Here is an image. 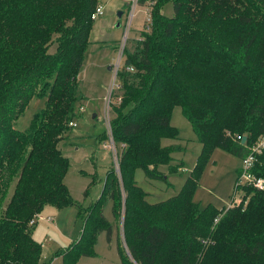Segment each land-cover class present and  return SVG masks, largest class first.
<instances>
[{
	"label": "trees",
	"instance_id": "obj_1",
	"mask_svg": "<svg viewBox=\"0 0 264 264\" xmlns=\"http://www.w3.org/2000/svg\"><path fill=\"white\" fill-rule=\"evenodd\" d=\"M139 2L150 22L147 29L144 21L134 48H124L120 100L111 109L120 181L109 168L100 196L84 209L76 205L79 236L57 255L62 264L94 256L97 237L111 230L103 209L111 202L117 216L121 190L125 250L118 246V264H264V189L239 186V203L222 209L193 201L213 149L240 159L264 134V0ZM166 3L172 4L171 17L162 13ZM96 5L97 0H0V264H47L28 223L45 205L77 203L63 181L69 164L58 144L72 129L68 123L81 95L77 74ZM33 96L45 97L44 108L27 130H19L13 122ZM177 106L202 148L177 194L148 203L134 170L149 178L160 165L179 168L171 163V153L182 151L170 118ZM163 138L171 145L162 147ZM251 173L264 179V151Z\"/></svg>",
	"mask_w": 264,
	"mask_h": 264
},
{
	"label": "rangeland",
	"instance_id": "obj_2",
	"mask_svg": "<svg viewBox=\"0 0 264 264\" xmlns=\"http://www.w3.org/2000/svg\"><path fill=\"white\" fill-rule=\"evenodd\" d=\"M128 1L97 0V3L103 5L104 13L93 21L88 44L83 54V62L77 74V94L78 92L81 94L78 95L80 99L74 104L73 120L77 125L70 128L69 137L64 138L58 144L69 164L63 181L69 195L77 203L74 206L59 209L45 205L41 213L34 215L28 223L29 226L34 225L33 239L42 245L41 261L43 263L62 264V259L57 254L76 242L82 228V218L76 205L84 209L100 196L109 168L114 169L117 184L120 181L115 164L120 146L115 144L116 155L110 149L103 147L104 142L108 143L107 136L104 135L106 128L105 97L112 81V74L108 67L115 62L121 45ZM118 11L122 12L121 18L118 17ZM162 13L171 17L173 15L172 4H164ZM147 17L145 5H137L125 43L129 50L134 48L135 41L144 31L143 23ZM118 22L119 26H116ZM54 48V45H50L49 52H53ZM120 93L116 90L114 97L116 98ZM114 97L112 96L111 99L108 120L113 117L111 111L113 105L116 107ZM44 105L45 97L33 96L26 104L24 113L13 122L15 127L22 131L27 130L34 115L41 112ZM81 107L83 109L78 114ZM92 115L95 116L92 117ZM170 118L171 125L178 130V143L182 147V151L175 150L171 153V163L174 165L179 163V168L170 170L169 166L163 164L157 168L156 176L149 178L141 168L134 170L133 179L146 194L148 203L163 202L177 194L187 176L191 174L202 148L179 106L173 108ZM170 142V139L163 138L160 145L169 146ZM204 162L194 189L193 201L197 202L200 207L211 204L217 209L239 203L244 192L237 190L239 193L233 195L232 189L236 182L240 159L215 148ZM13 186L14 184L8 190L3 206L11 196ZM119 195L121 202L123 199L121 190ZM120 202L115 205L117 216H114L110 210L111 202L106 204L103 214L111 225L110 233L108 234L107 231L100 233L93 249L94 256L81 257L76 264L119 263L118 246L125 250L124 240H122Z\"/></svg>",
	"mask_w": 264,
	"mask_h": 264
},
{
	"label": "built area",
	"instance_id": "obj_3",
	"mask_svg": "<svg viewBox=\"0 0 264 264\" xmlns=\"http://www.w3.org/2000/svg\"><path fill=\"white\" fill-rule=\"evenodd\" d=\"M140 0H129L128 4H127V11H126V15H125V20L123 22V36L120 42V48L119 51L115 57V62L110 66V72L112 74V81L109 84L108 87V91L105 97V120H106V128H105V132L106 135H108L107 140L108 143H103V147L110 149L114 155H116V151L117 149H115V145H114V141H113V137L111 135V126H110V120H108V115H109V108H110V104H111V99L112 96L114 97V94L117 90V88L119 87L118 84V72L121 69L122 65H123V53H124V48L126 47V40H127V34L129 32V27L132 24V21L135 17V8L137 7V5H140ZM104 13V8L102 4H99L95 6L94 10L91 13V18L93 20L99 18V16H101ZM146 13H148V8L146 7ZM146 28L149 25L150 22V17H149V13H148V17L146 19ZM148 29V28H147ZM131 68H128L127 70H130ZM114 99L116 101L120 100V97L117 96L116 98L114 97ZM83 108H80V111ZM68 125L72 128L75 127L77 125V123L72 120L68 123ZM264 151V134H262L261 136H259L255 142H253V144H251L248 147V151L247 153L240 158V166H239V173L236 175V182L235 184V188H237V190L239 189V186H242L244 184L250 185L251 187L258 189V190H263L264 189V179L262 177L253 175L251 173V169L253 168L255 159H256V155L257 154H261ZM115 164L117 165V171H118V164L117 162H115ZM239 191V190H238ZM238 192L235 191L233 195H236ZM216 221V220H214Z\"/></svg>",
	"mask_w": 264,
	"mask_h": 264
},
{
	"label": "water",
	"instance_id": "obj_4",
	"mask_svg": "<svg viewBox=\"0 0 264 264\" xmlns=\"http://www.w3.org/2000/svg\"><path fill=\"white\" fill-rule=\"evenodd\" d=\"M117 14H118V17H120V18L122 17L121 11H118ZM116 26H119V22L116 24ZM108 69H110V67H108ZM245 139H246V137L243 136L241 139V144H243L245 142Z\"/></svg>",
	"mask_w": 264,
	"mask_h": 264
},
{
	"label": "crops",
	"instance_id": "obj_5",
	"mask_svg": "<svg viewBox=\"0 0 264 264\" xmlns=\"http://www.w3.org/2000/svg\"><path fill=\"white\" fill-rule=\"evenodd\" d=\"M145 5V4H144ZM143 6V5H142ZM145 7H146V5H145ZM122 13V12H121ZM95 115H92V117H94Z\"/></svg>",
	"mask_w": 264,
	"mask_h": 264
}]
</instances>
